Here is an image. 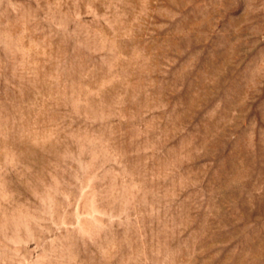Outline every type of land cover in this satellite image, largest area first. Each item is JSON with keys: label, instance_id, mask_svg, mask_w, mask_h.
Returning <instances> with one entry per match:
<instances>
[{"label": "rangeland", "instance_id": "374dc122", "mask_svg": "<svg viewBox=\"0 0 264 264\" xmlns=\"http://www.w3.org/2000/svg\"><path fill=\"white\" fill-rule=\"evenodd\" d=\"M0 264H264V0H0Z\"/></svg>", "mask_w": 264, "mask_h": 264}]
</instances>
